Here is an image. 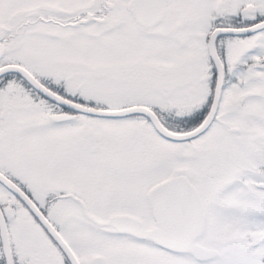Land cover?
Instances as JSON below:
<instances>
[{"label": "snow or ice", "instance_id": "6c2138e0", "mask_svg": "<svg viewBox=\"0 0 264 264\" xmlns=\"http://www.w3.org/2000/svg\"><path fill=\"white\" fill-rule=\"evenodd\" d=\"M0 264H264V0H0Z\"/></svg>", "mask_w": 264, "mask_h": 264}]
</instances>
